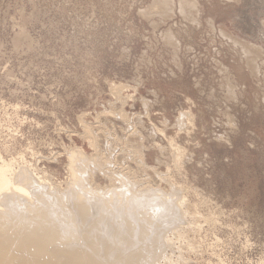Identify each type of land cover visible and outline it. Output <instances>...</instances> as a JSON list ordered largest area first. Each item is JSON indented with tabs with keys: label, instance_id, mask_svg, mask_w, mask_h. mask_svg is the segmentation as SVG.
<instances>
[{
	"label": "rangeland",
	"instance_id": "1",
	"mask_svg": "<svg viewBox=\"0 0 264 264\" xmlns=\"http://www.w3.org/2000/svg\"><path fill=\"white\" fill-rule=\"evenodd\" d=\"M82 113L111 170L184 187L202 230L173 264H264V0H0L2 154L66 187L68 149L96 153Z\"/></svg>",
	"mask_w": 264,
	"mask_h": 264
},
{
	"label": "bare ground",
	"instance_id": "2",
	"mask_svg": "<svg viewBox=\"0 0 264 264\" xmlns=\"http://www.w3.org/2000/svg\"><path fill=\"white\" fill-rule=\"evenodd\" d=\"M124 87L115 85L113 89L125 101ZM99 114L98 120L104 113ZM83 115V129L91 146L96 147L100 139ZM188 115L189 111H181L177 120L184 123ZM107 134L105 138L109 140ZM171 142L178 158L181 146ZM97 147L94 154H88L81 146L68 149L71 177L66 187L42 176L24 154L6 158L0 149V264H173V256L179 250L176 239L182 228L202 230L201 224H196L200 217L195 209L188 211L183 186L172 184L171 189L163 190L146 182L150 178L147 173L142 176L147 178L139 180L126 175L128 170H111L110 159L102 162V152ZM91 164L94 174L100 170L115 183L103 188L89 182ZM160 176L162 181L170 177ZM205 220L212 223L215 217ZM187 246L194 249V242H187ZM177 264L186 263L181 258Z\"/></svg>",
	"mask_w": 264,
	"mask_h": 264
}]
</instances>
